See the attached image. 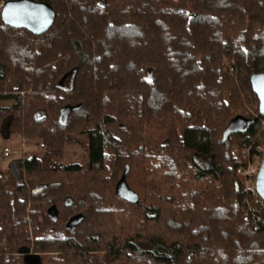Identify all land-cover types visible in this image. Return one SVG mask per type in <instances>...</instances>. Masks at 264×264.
Returning a JSON list of instances; mask_svg holds the SVG:
<instances>
[{
	"label": "trees",
	"instance_id": "1",
	"mask_svg": "<svg viewBox=\"0 0 264 264\" xmlns=\"http://www.w3.org/2000/svg\"><path fill=\"white\" fill-rule=\"evenodd\" d=\"M34 1L46 33L0 20V133L35 147L0 167V264H264L233 154L264 146V0ZM72 136L85 166L61 162Z\"/></svg>",
	"mask_w": 264,
	"mask_h": 264
},
{
	"label": "water",
	"instance_id": "2",
	"mask_svg": "<svg viewBox=\"0 0 264 264\" xmlns=\"http://www.w3.org/2000/svg\"><path fill=\"white\" fill-rule=\"evenodd\" d=\"M55 19L53 8L46 2L34 0H8L2 4L0 9V20L3 26L24 30L34 36L46 33ZM250 87L258 100L259 114L264 115V73H255L250 76ZM254 120L243 116L232 118L223 131V141L232 134L245 133ZM128 167L125 166L120 179L115 184L114 193L117 198L129 203H135L137 194L132 191L126 183ZM254 189L258 198L264 203V153L254 179ZM81 216L71 218L67 228H73Z\"/></svg>",
	"mask_w": 264,
	"mask_h": 264
},
{
	"label": "rangeland",
	"instance_id": "3",
	"mask_svg": "<svg viewBox=\"0 0 264 264\" xmlns=\"http://www.w3.org/2000/svg\"><path fill=\"white\" fill-rule=\"evenodd\" d=\"M4 3V0H0V4ZM84 136H72L65 146L63 157L61 158V162L64 165L77 163L82 166H85L87 162V153L84 148ZM4 148H9L11 150V154L9 157L4 158L1 156V152ZM264 152V146H256L250 145L245 151H239L237 149H233V154L236 159L247 160V155L249 149H255ZM35 147L31 144H25L18 136H10L4 131L0 133V167H6L11 162L20 159L21 153L25 151L30 152L34 150ZM46 257H51L50 253L44 254Z\"/></svg>",
	"mask_w": 264,
	"mask_h": 264
},
{
	"label": "built area",
	"instance_id": "4",
	"mask_svg": "<svg viewBox=\"0 0 264 264\" xmlns=\"http://www.w3.org/2000/svg\"><path fill=\"white\" fill-rule=\"evenodd\" d=\"M2 7V3L0 4V9ZM262 151L255 149H249L248 155H247V164L243 169L237 170L238 175L244 178V185L246 190H248L250 193L256 195L255 189H254V179L256 176V173L258 171L259 165L261 163V159L263 156ZM11 154V150L9 148H4L1 152V156L4 158L9 157Z\"/></svg>",
	"mask_w": 264,
	"mask_h": 264
}]
</instances>
